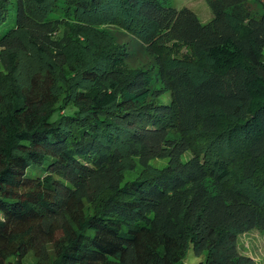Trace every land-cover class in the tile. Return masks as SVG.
Wrapping results in <instances>:
<instances>
[{
  "label": "trees",
  "instance_id": "trees-1",
  "mask_svg": "<svg viewBox=\"0 0 264 264\" xmlns=\"http://www.w3.org/2000/svg\"><path fill=\"white\" fill-rule=\"evenodd\" d=\"M58 1L0 0V261L255 264L264 0Z\"/></svg>",
  "mask_w": 264,
  "mask_h": 264
},
{
  "label": "rangeland",
  "instance_id": "rangeland-1",
  "mask_svg": "<svg viewBox=\"0 0 264 264\" xmlns=\"http://www.w3.org/2000/svg\"><path fill=\"white\" fill-rule=\"evenodd\" d=\"M61 1L62 0H59L57 2V6L51 12L50 17H60L63 15L64 9L62 8ZM253 1L254 0H249L250 6L258 7L257 3H254ZM167 3L169 4V6L174 7L176 9H179L181 7L188 8L195 14L197 19L201 23H204L211 18V13L207 5V0H167ZM9 18L11 19L10 22L8 23V25L3 26L1 30H5L8 26L14 23L13 12L11 16H9ZM262 54L264 55V49L262 50ZM139 58L142 60H147L144 57L143 58L139 57ZM27 68L28 66H26L25 69H22L21 75L27 72ZM157 100H160L162 102H168L169 91L162 89L161 94L157 97ZM188 156H189V152L186 151L181 155V160L186 159ZM166 162H167L166 158H153L150 159L148 163L153 167L159 168L164 166ZM134 170L127 173L124 179L135 176L136 171ZM29 240H30L29 243H32V240H35V236L33 239H29ZM45 240L47 239L45 238ZM44 243L46 244L45 241ZM236 246L241 254L251 257L255 264H264V229L260 230L254 228L237 235ZM31 248H33L32 245ZM32 256H33L32 253H29L26 256V258L24 259L26 264L34 263ZM203 258H204V253L198 256L194 255L190 244H188L185 254L181 261L183 264H196L198 261L203 260ZM40 260L42 261V259ZM8 261L9 262L15 261V257L13 255H9L7 258L1 260L0 264H8Z\"/></svg>",
  "mask_w": 264,
  "mask_h": 264
}]
</instances>
